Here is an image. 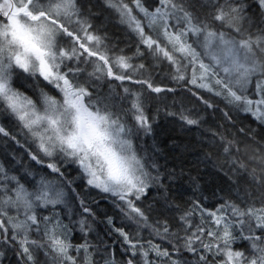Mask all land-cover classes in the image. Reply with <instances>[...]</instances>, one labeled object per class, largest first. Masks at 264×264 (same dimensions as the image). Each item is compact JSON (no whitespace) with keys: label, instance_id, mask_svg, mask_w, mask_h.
Instances as JSON below:
<instances>
[{"label":"snow or ice","instance_id":"obj_1","mask_svg":"<svg viewBox=\"0 0 264 264\" xmlns=\"http://www.w3.org/2000/svg\"><path fill=\"white\" fill-rule=\"evenodd\" d=\"M0 264H264V0H0Z\"/></svg>","mask_w":264,"mask_h":264},{"label":"trees","instance_id":"obj_2","mask_svg":"<svg viewBox=\"0 0 264 264\" xmlns=\"http://www.w3.org/2000/svg\"><path fill=\"white\" fill-rule=\"evenodd\" d=\"M172 129L173 125L170 122L161 120L160 128L158 129L160 139L163 140L169 133H172Z\"/></svg>","mask_w":264,"mask_h":264}]
</instances>
